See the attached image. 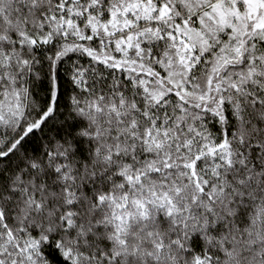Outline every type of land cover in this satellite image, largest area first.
I'll return each mask as SVG.
<instances>
[{
    "label": "snow or ice",
    "instance_id": "snow-or-ice-1",
    "mask_svg": "<svg viewBox=\"0 0 264 264\" xmlns=\"http://www.w3.org/2000/svg\"><path fill=\"white\" fill-rule=\"evenodd\" d=\"M0 264H264V0H0Z\"/></svg>",
    "mask_w": 264,
    "mask_h": 264
}]
</instances>
